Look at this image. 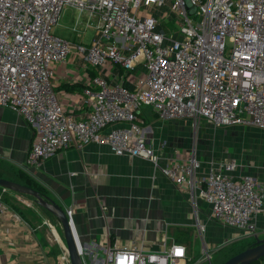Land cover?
Returning a JSON list of instances; mask_svg holds the SVG:
<instances>
[{
  "label": "built area",
  "instance_id": "2783aa9c",
  "mask_svg": "<svg viewBox=\"0 0 264 264\" xmlns=\"http://www.w3.org/2000/svg\"><path fill=\"white\" fill-rule=\"evenodd\" d=\"M167 4L178 18L175 31L161 26L167 19L144 13ZM66 6L95 19L88 23L97 31L90 44L53 32ZM74 51L95 68L109 61L127 68L143 64L147 73L134 89L95 77L91 111L75 116L52 84L56 64ZM0 107L22 114L35 128L29 166L95 142L109 145L117 155L148 158L177 184L190 179L193 186L199 159L194 154L186 162L162 166L165 144L157 148L149 142L138 114L150 107L161 120L205 119L264 130V0H0ZM239 167L237 159L212 166L199 194L216 221L249 237L256 234L264 185L252 174L235 176ZM7 190L0 192V214L8 211ZM66 214L84 264H90L74 212L68 208ZM163 241L157 251L105 247L95 264H183L186 247ZM203 253V259H212L207 247Z\"/></svg>",
  "mask_w": 264,
  "mask_h": 264
},
{
  "label": "crops",
  "instance_id": "0c3cea01",
  "mask_svg": "<svg viewBox=\"0 0 264 264\" xmlns=\"http://www.w3.org/2000/svg\"><path fill=\"white\" fill-rule=\"evenodd\" d=\"M64 37L73 42H92H86L80 33L73 38ZM120 41L122 46L127 44L124 39ZM122 53L128 55L129 51L123 49ZM146 73L143 64L127 68L109 61L95 68L74 51L65 62L56 64L52 84L67 112L86 116L91 111L92 93L97 89L95 77L123 81L134 89ZM138 115L149 142L157 148L165 144L160 150L162 166L186 162L194 154L199 159L201 167L193 186L190 179L177 184L148 158L117 155L109 145L95 142L83 148L60 150L39 165L29 166L27 156L36 136L35 128L8 107H0V176L18 180L21 173L26 174L63 209L73 210L86 263L95 264L103 257L105 247L157 251L164 248L165 239L167 246L180 243L186 247L188 258L183 264H213L202 260L206 247L214 255L246 237L216 221L210 205L199 194L204 177L214 165L204 156L205 147L193 143L192 138L190 141L186 129L182 132L179 128L182 124L187 128L192 120H161L150 107H142ZM247 159H239L240 167L234 175L252 174L264 185V162ZM6 193L8 197L14 195L9 190ZM5 202L8 211L0 214V264H57L48 253L40 230L12 202ZM255 224L254 236L263 240L264 202Z\"/></svg>",
  "mask_w": 264,
  "mask_h": 264
},
{
  "label": "rangeland",
  "instance_id": "374dc122",
  "mask_svg": "<svg viewBox=\"0 0 264 264\" xmlns=\"http://www.w3.org/2000/svg\"><path fill=\"white\" fill-rule=\"evenodd\" d=\"M144 13H152L159 17L160 21L167 19V22L161 24L167 31L177 30L178 18L172 11L170 4L156 9L149 8ZM91 19L94 18L89 14L80 13L76 8L66 6L58 24L53 27V32L72 38L80 33L82 39H85L86 42L94 41L97 38V31L94 27L92 28V26L88 25ZM70 40L73 41L72 39ZM190 122V125L186 123L187 128H185V124L179 125V128L182 132V129H186L190 141L192 138L193 143L196 145L202 144L205 147L203 154L210 160L211 166H219L223 161L230 159L243 160L244 158H251L250 160L255 163L264 162V130L261 128L247 125L218 126L205 120ZM11 192L14 195H9L10 202L16 206L19 212L32 225L40 230L44 243L54 247L53 255L55 257L59 256L64 264H71L69 255L64 248L63 229L57 217L40 206L34 196ZM256 240L257 236L243 238L231 246L216 252L211 260L203 258L202 260L213 264L221 263L231 253L250 247L249 245Z\"/></svg>",
  "mask_w": 264,
  "mask_h": 264
},
{
  "label": "water",
  "instance_id": "95a60500",
  "mask_svg": "<svg viewBox=\"0 0 264 264\" xmlns=\"http://www.w3.org/2000/svg\"><path fill=\"white\" fill-rule=\"evenodd\" d=\"M0 187L14 192L34 196L40 206L56 216L63 229L65 246L67 248L70 263L84 264L83 258L79 253L78 244L69 224L65 209H63L55 200L46 198L37 190L17 181L0 177ZM262 257H264V239L257 240L256 245L250 246L245 250L231 256L223 264H251L252 262L259 260Z\"/></svg>",
  "mask_w": 264,
  "mask_h": 264
},
{
  "label": "trees",
  "instance_id": "16d2710c",
  "mask_svg": "<svg viewBox=\"0 0 264 264\" xmlns=\"http://www.w3.org/2000/svg\"><path fill=\"white\" fill-rule=\"evenodd\" d=\"M1 177V176H0ZM13 181H17V182H19V183H22V184H24V185H26V186H28V187H30V188H33V189H35V190H37L38 192H40L44 197H46V198H51V199H53L52 198V196L48 193V191H46L43 187H41L40 185H38L34 180H32L31 178H29L26 174H20V179H18V180H13ZM1 191H3V188H1L0 187V192ZM5 200L7 201V202H9L10 201V197H8L7 196V193H5ZM13 207H16V206H14L13 205ZM17 209V208H16ZM18 210V209H17ZM46 210V209H45ZM19 211V210H18ZM46 211H48V210H46ZM49 212V211H48ZM51 213V212H50ZM21 214V213H20ZM23 216V215H22ZM24 217V216H23ZM25 218V217H24ZM27 219V218H26ZM257 244V241H255V242H253V243H251V245H249V246H253V245H256ZM47 246V250H48V253H50V254H54L53 252L55 251V249H54V247H52V246H48V245H46ZM243 250H245V248L244 249H241V250H239V251H236L233 255H235V254H237V253H239V252H241V251H243ZM67 251V250H66ZM232 255V256H233ZM54 256V255H53ZM55 257V256H54ZM231 256H229V257H227V258H225L221 263H218V264H223L226 260H228L229 258H230ZM56 258V262H57V264H64L63 263V261L60 259V257L59 256H56L55 257ZM264 260V257H262L261 259H259V260H256V261H254V262H252L251 264H261L262 263V261Z\"/></svg>",
  "mask_w": 264,
  "mask_h": 264
},
{
  "label": "bare ground",
  "instance_id": "6f19581e",
  "mask_svg": "<svg viewBox=\"0 0 264 264\" xmlns=\"http://www.w3.org/2000/svg\"><path fill=\"white\" fill-rule=\"evenodd\" d=\"M66 251V250H65ZM67 252V251H66Z\"/></svg>",
  "mask_w": 264,
  "mask_h": 264
}]
</instances>
